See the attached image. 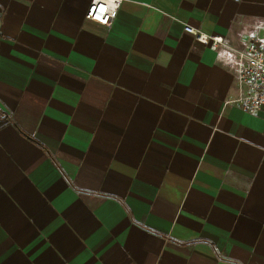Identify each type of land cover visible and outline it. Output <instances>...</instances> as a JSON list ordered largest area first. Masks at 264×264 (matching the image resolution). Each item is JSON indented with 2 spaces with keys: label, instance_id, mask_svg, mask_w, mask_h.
I'll use <instances>...</instances> for the list:
<instances>
[{
  "label": "crops",
  "instance_id": "crops-1",
  "mask_svg": "<svg viewBox=\"0 0 264 264\" xmlns=\"http://www.w3.org/2000/svg\"><path fill=\"white\" fill-rule=\"evenodd\" d=\"M90 1L0 0V264H264V0Z\"/></svg>",
  "mask_w": 264,
  "mask_h": 264
},
{
  "label": "built area",
  "instance_id": "built-area-1",
  "mask_svg": "<svg viewBox=\"0 0 264 264\" xmlns=\"http://www.w3.org/2000/svg\"><path fill=\"white\" fill-rule=\"evenodd\" d=\"M121 0H91L85 17L102 25H110ZM184 30L195 40L215 50L224 44L220 35H210L198 28L185 25ZM237 61V79L242 89L232 100L245 113L264 110V41L247 39L243 46L234 50Z\"/></svg>",
  "mask_w": 264,
  "mask_h": 264
}]
</instances>
